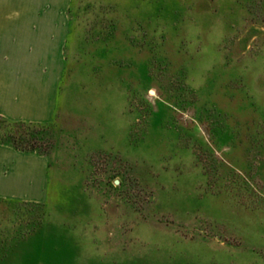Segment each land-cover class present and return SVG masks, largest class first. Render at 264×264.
Segmentation results:
<instances>
[{"label":"rangeland","instance_id":"1","mask_svg":"<svg viewBox=\"0 0 264 264\" xmlns=\"http://www.w3.org/2000/svg\"><path fill=\"white\" fill-rule=\"evenodd\" d=\"M43 204L1 264H264V0H72Z\"/></svg>","mask_w":264,"mask_h":264},{"label":"crops","instance_id":"2","mask_svg":"<svg viewBox=\"0 0 264 264\" xmlns=\"http://www.w3.org/2000/svg\"><path fill=\"white\" fill-rule=\"evenodd\" d=\"M72 0H0V117L11 122L55 120L65 75ZM44 155L0 144V199L46 201Z\"/></svg>","mask_w":264,"mask_h":264},{"label":"trees","instance_id":"3","mask_svg":"<svg viewBox=\"0 0 264 264\" xmlns=\"http://www.w3.org/2000/svg\"><path fill=\"white\" fill-rule=\"evenodd\" d=\"M51 123H25V122H11L2 117H0V144H6L11 146L12 148L26 153H38L40 155L41 152L38 151L41 144L43 143L41 140L43 139V135L41 133L42 129H47L52 125ZM49 189V188H48ZM0 202H9L12 204L16 203H26L31 205H40L36 203H27V202H19V201H11V200H3L0 199ZM12 253L0 252V264L2 260H6L11 258Z\"/></svg>","mask_w":264,"mask_h":264}]
</instances>
